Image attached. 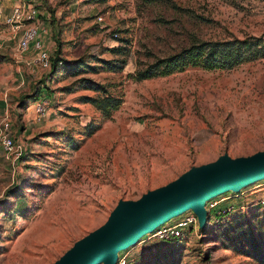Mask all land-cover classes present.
Here are the masks:
<instances>
[{
	"label": "rangeland",
	"instance_id": "374dc122",
	"mask_svg": "<svg viewBox=\"0 0 264 264\" xmlns=\"http://www.w3.org/2000/svg\"><path fill=\"white\" fill-rule=\"evenodd\" d=\"M10 1L0 0V121L25 148L13 165L0 148V264H51L118 201L221 155L264 150V55L133 78L197 39L264 46V0H24L49 42L42 48L51 55L55 44L65 60L52 76L32 47L27 62L16 50L22 28L6 22L18 0ZM105 95L117 100L106 114L89 101ZM214 199L204 227L170 241L145 234L117 253L119 263L264 264V179Z\"/></svg>",
	"mask_w": 264,
	"mask_h": 264
},
{
	"label": "water",
	"instance_id": "95a60500",
	"mask_svg": "<svg viewBox=\"0 0 264 264\" xmlns=\"http://www.w3.org/2000/svg\"><path fill=\"white\" fill-rule=\"evenodd\" d=\"M262 179L264 150L236 158L221 155L138 199L118 201L102 225L76 240L51 264H116L119 251L170 218L190 210L197 226L204 227L207 200Z\"/></svg>",
	"mask_w": 264,
	"mask_h": 264
},
{
	"label": "trees",
	"instance_id": "16d2710c",
	"mask_svg": "<svg viewBox=\"0 0 264 264\" xmlns=\"http://www.w3.org/2000/svg\"><path fill=\"white\" fill-rule=\"evenodd\" d=\"M88 1L96 3L105 0ZM263 55L264 46L259 38L197 39L174 53L156 59L143 68L136 69L133 73V78L140 80L156 76H166L187 67H196L202 70L230 69ZM101 62L107 65V69L110 70L120 68L108 60H101ZM64 63L65 60L60 55L59 47L56 46V50L50 55V71L48 76H52ZM85 86L95 91H105L102 86L90 81H85ZM89 101L105 114L117 107V100L107 95L95 100L90 99Z\"/></svg>",
	"mask_w": 264,
	"mask_h": 264
},
{
	"label": "built area",
	"instance_id": "2783aa9c",
	"mask_svg": "<svg viewBox=\"0 0 264 264\" xmlns=\"http://www.w3.org/2000/svg\"><path fill=\"white\" fill-rule=\"evenodd\" d=\"M36 15V10L33 6L22 3L11 8L10 13L6 18V22L9 24H15V27H23L16 44V50L19 53H23L28 50L29 47H32L37 52L35 61L39 68L44 72L49 73L50 54L42 48V44L39 40L41 27L36 19ZM45 103L44 100L35 103L34 111L37 115L43 114ZM0 148L3 159L12 165L21 157L25 148L23 142L13 138L11 126L6 118H3L0 121ZM219 201L220 199L215 200L214 198H211L205 202L204 207L206 210L214 209ZM165 223L166 222L154 228L150 232V236L162 241L175 240L182 237L184 228L188 229L190 226L196 225L197 221L192 212L185 211L180 214L178 220L173 224L167 225ZM119 262L120 259L117 256L116 264H120Z\"/></svg>",
	"mask_w": 264,
	"mask_h": 264
},
{
	"label": "crops",
	"instance_id": "0c3cea01",
	"mask_svg": "<svg viewBox=\"0 0 264 264\" xmlns=\"http://www.w3.org/2000/svg\"><path fill=\"white\" fill-rule=\"evenodd\" d=\"M12 1V0H11ZM10 1V2H11ZM16 1V0H15ZM15 1H13V2H15ZM22 4V3H24V0H18L17 2H16V4H14V5H12L11 7H13V6H15V5H18V4ZM10 7V8H11ZM21 28H23L22 26H21ZM39 40H40V42H41V44H42V46L44 47V48H46V44H47V46L49 45V42L47 41H45L46 39H44V34L43 35H39ZM56 50V46H55V44H53V47L51 46V49H49V51H50V53H53L54 51ZM24 54H23V56H22V58H23V61H30V57L28 56L30 53H31V50H26L25 52H23ZM60 55H61V52H60ZM34 61H35V59H34ZM30 71H34V68L33 67H31V69H30ZM43 80L45 81L46 80V78L45 77H43Z\"/></svg>",
	"mask_w": 264,
	"mask_h": 264
}]
</instances>
